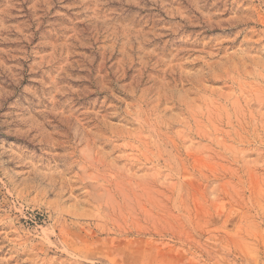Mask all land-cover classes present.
Returning a JSON list of instances; mask_svg holds the SVG:
<instances>
[{
  "label": "rangeland",
  "instance_id": "obj_1",
  "mask_svg": "<svg viewBox=\"0 0 264 264\" xmlns=\"http://www.w3.org/2000/svg\"><path fill=\"white\" fill-rule=\"evenodd\" d=\"M0 264H264V0H0Z\"/></svg>",
  "mask_w": 264,
  "mask_h": 264
}]
</instances>
